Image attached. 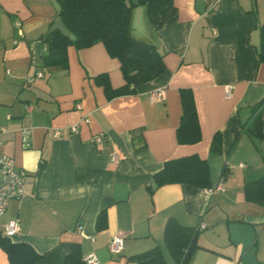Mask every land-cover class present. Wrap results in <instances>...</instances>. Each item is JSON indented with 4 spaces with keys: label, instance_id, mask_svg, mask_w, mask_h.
Segmentation results:
<instances>
[{
    "label": "crops",
    "instance_id": "0c3cea01",
    "mask_svg": "<svg viewBox=\"0 0 264 264\" xmlns=\"http://www.w3.org/2000/svg\"><path fill=\"white\" fill-rule=\"evenodd\" d=\"M173 6L175 22L157 31L144 7L133 10L131 37L153 45L165 71L134 94L108 101L94 77L107 75L113 89L125 82L102 43L69 47L67 69L44 67L46 47L38 57L36 45L58 18L57 1L0 0L1 151L26 174L25 197L10 202L0 233L18 220L10 241L30 245L39 264H63L72 244L80 246L82 260L94 254L100 264H135L132 257L156 246L166 259L168 219L198 229L188 264H245L249 250L255 264H264V205L244 197V185L264 177V140L249 132L258 114L264 132V105L258 106L264 98L258 57L264 0H173ZM183 89L195 100L201 130L195 145L176 139ZM160 90L163 97L151 102ZM85 117L89 123L81 122ZM24 128L31 130L27 149ZM100 133L106 139L92 143ZM216 135L218 153L211 149ZM192 155L207 162L210 188L224 178L223 191L155 188L153 175L165 161ZM232 160L250 162L251 169L238 172L246 167ZM225 166L231 169L222 177ZM102 212L106 227L98 231ZM116 236L123 239L119 255L108 249ZM0 264H9L1 248Z\"/></svg>",
    "mask_w": 264,
    "mask_h": 264
},
{
    "label": "trees",
    "instance_id": "16d2710c",
    "mask_svg": "<svg viewBox=\"0 0 264 264\" xmlns=\"http://www.w3.org/2000/svg\"><path fill=\"white\" fill-rule=\"evenodd\" d=\"M59 6L58 18L73 36V40L59 31L47 32L41 41L46 47L42 56L44 67L67 69V49L89 48L102 43L111 58L118 60L125 84L113 89L107 75L94 77L95 83L103 89L106 100L132 95L139 85L153 81L164 71L162 55L148 43L131 37L130 22L132 12L144 7L151 28L157 31L166 24L175 22L176 11L173 0H56ZM259 62L264 64V25L260 28ZM182 114L176 130L179 145H195L201 141V130L194 96L191 90H180ZM264 105V98L258 106ZM264 140L262 120L258 114L249 131ZM221 141L216 135L212 141V151H220ZM224 168L223 173L226 171ZM155 188L169 184L188 185L198 189H209V167L205 160L196 155L175 158L163 163L160 171L153 175ZM247 202L264 205V177L244 185ZM98 231L105 229L106 218L98 215ZM198 229L180 225L168 219L163 229V245L173 264H188L196 248ZM0 248L9 264H39L41 256L27 243H12L10 238L0 233ZM135 264H169L160 246L136 255L130 259ZM63 264H84L78 244L71 245V251L64 256Z\"/></svg>",
    "mask_w": 264,
    "mask_h": 264
},
{
    "label": "built area",
    "instance_id": "2783aa9c",
    "mask_svg": "<svg viewBox=\"0 0 264 264\" xmlns=\"http://www.w3.org/2000/svg\"><path fill=\"white\" fill-rule=\"evenodd\" d=\"M38 77H41V74H37ZM227 95L230 92V88H227ZM164 93L160 90L154 92L150 96V101L153 102L159 98H162ZM77 109H81L79 105H76ZM29 111V108H28ZM81 122L89 123L88 118H82ZM71 132L76 133L78 131V125H74L70 128ZM5 133L4 128L0 124V217H2L12 201H18L25 197L24 186L26 181V174L24 171L19 170L13 158L4 154L1 151V137ZM21 134V144L24 149H27L29 144V139L31 136V130L29 128H24L20 131ZM106 139V135L104 133H100L96 135L92 139V143H102ZM113 161H116L114 154L111 155ZM242 167V166H241ZM231 167H226L225 173H223L222 177L229 176V171ZM223 179L219 181L214 187L210 188L209 193L211 195L221 192L224 190ZM199 229H204V226L201 225ZM19 232V221L14 220L10 221L6 224L3 230V236L6 238H11L15 236ZM123 248V239L120 236H116L111 239L108 249L111 254L119 255ZM84 264H100L97 257L94 254H90L83 259Z\"/></svg>",
    "mask_w": 264,
    "mask_h": 264
},
{
    "label": "water",
    "instance_id": "95a60500",
    "mask_svg": "<svg viewBox=\"0 0 264 264\" xmlns=\"http://www.w3.org/2000/svg\"><path fill=\"white\" fill-rule=\"evenodd\" d=\"M54 31H59L62 35L69 37L71 40H73V36L67 31V29L63 26L61 20L59 18H57L53 24V26L51 27V29L49 30V32H54ZM43 43L39 42L36 45V54L38 57H40V51L41 48L43 47ZM235 230V227L231 228V231L233 232ZM245 250H247V247H244ZM245 264H255V262L253 261V252L252 250H249L247 252L246 255V261Z\"/></svg>",
    "mask_w": 264,
    "mask_h": 264
},
{
    "label": "rangeland",
    "instance_id": "374dc122",
    "mask_svg": "<svg viewBox=\"0 0 264 264\" xmlns=\"http://www.w3.org/2000/svg\"><path fill=\"white\" fill-rule=\"evenodd\" d=\"M239 162L242 163V164H244L245 167H246V169H244V170H238V172H245V170H247V169H251L252 164H251L250 162H246L245 160H232V163H233L235 166H237V164H238ZM247 167H248V168H247ZM165 256H166V260L171 262L170 257H169V255H168L167 252H166V255H165Z\"/></svg>",
    "mask_w": 264,
    "mask_h": 264
}]
</instances>
